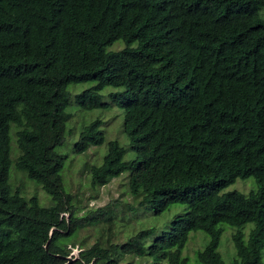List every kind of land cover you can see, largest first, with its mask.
I'll return each instance as SVG.
<instances>
[{
    "label": "trees",
    "instance_id": "obj_1",
    "mask_svg": "<svg viewBox=\"0 0 264 264\" xmlns=\"http://www.w3.org/2000/svg\"><path fill=\"white\" fill-rule=\"evenodd\" d=\"M85 82L95 85L77 97L90 110L111 107L104 88H124L113 96L130 141H109L101 164H88L93 186L129 172L124 212L188 205L150 244L155 228L114 241L115 201L81 216L66 188L70 86ZM102 124L84 127L77 153L106 142ZM13 166L52 203L15 187ZM250 176L256 190L224 192ZM102 222L108 239L74 257L81 229ZM224 224L235 228L231 264H264V0H0V264H190L197 231L209 236L199 264H227Z\"/></svg>",
    "mask_w": 264,
    "mask_h": 264
},
{
    "label": "rangeland",
    "instance_id": "obj_2",
    "mask_svg": "<svg viewBox=\"0 0 264 264\" xmlns=\"http://www.w3.org/2000/svg\"><path fill=\"white\" fill-rule=\"evenodd\" d=\"M121 47H123L121 42L115 44V49ZM94 85V82H85L70 86L71 103L68 108L70 114L68 129H72V136L68 135L70 137L66 144L59 148L60 152L64 156H67L66 166L63 171L66 188L73 194L76 203L82 207L79 212L81 216L89 214L91 210H96L105 206L110 201H115L119 215L115 227L118 234L114 241L121 243L127 241L142 229L155 228L156 233L146 239V244H150L158 234L169 228L176 213L188 210V205L176 204L172 206L171 209L160 213L157 212L156 207H143L135 211L124 212L126 209L125 204L133 203L135 200L129 191V172H124L120 176L112 179L111 182L105 186H93L91 176L87 169L88 164H101L103 156L108 150V142L111 140H117L121 145L130 148V141L124 131L125 111L123 107L114 104L118 99L113 96V93L123 91L124 88L108 86L101 91L103 96L102 100L111 104L109 109H85L79 104L77 96L84 90L92 88ZM97 119L103 121L100 128L105 132L106 142L101 146L92 147L84 154L77 153L75 143L79 139L82 130L86 125ZM12 135V157L16 160L18 156V148L16 137L14 134ZM134 157L135 152L132 149H128L125 159L130 160ZM11 181L15 187L21 188L25 195H37L42 205L52 203L51 196H49L41 186L36 185L23 172L15 168V166H13L11 171ZM257 188L258 185L255 178L250 176L245 179L238 178L236 182L225 188L224 192L238 190L245 194H249ZM253 226V223H248L244 226L243 231L245 232L246 237H248ZM104 227L105 223L102 222L81 229L74 239L77 244L75 246L72 245V243L69 245L72 250V255L77 257L82 249H88L97 242H105L106 239H108V231L106 228L103 229ZM234 231L235 228L233 226L224 224V232L222 234L219 251L227 264H231L236 258V249L232 238ZM208 241L209 236L204 231L191 233L190 240L183 252V255L190 259V264H199L197 260V252L202 250ZM81 242H84V246L81 245ZM262 258L264 260V249L262 252ZM123 261L130 264H150L153 262L151 259L139 258L134 255H126L123 258ZM162 264L167 263L163 262Z\"/></svg>",
    "mask_w": 264,
    "mask_h": 264
},
{
    "label": "water",
    "instance_id": "obj_3",
    "mask_svg": "<svg viewBox=\"0 0 264 264\" xmlns=\"http://www.w3.org/2000/svg\"><path fill=\"white\" fill-rule=\"evenodd\" d=\"M69 259H70V260H72V258H71V257H69Z\"/></svg>",
    "mask_w": 264,
    "mask_h": 264
}]
</instances>
